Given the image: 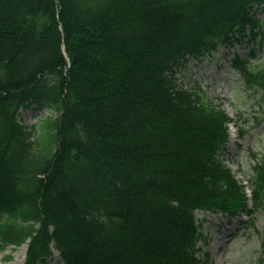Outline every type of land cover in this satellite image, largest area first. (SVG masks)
<instances>
[{
  "label": "trees",
  "instance_id": "obj_1",
  "mask_svg": "<svg viewBox=\"0 0 264 264\" xmlns=\"http://www.w3.org/2000/svg\"><path fill=\"white\" fill-rule=\"evenodd\" d=\"M256 4L0 0V252L28 244L23 264H46L52 248L65 264H206L195 212L264 207V155L251 154L250 208L220 159L229 117L173 72L247 30L263 36ZM233 66L264 91V69ZM34 104L56 115L36 137L19 121Z\"/></svg>",
  "mask_w": 264,
  "mask_h": 264
},
{
  "label": "rangeland",
  "instance_id": "obj_2",
  "mask_svg": "<svg viewBox=\"0 0 264 264\" xmlns=\"http://www.w3.org/2000/svg\"><path fill=\"white\" fill-rule=\"evenodd\" d=\"M260 38L253 41L256 57L250 59L252 67L264 69V40L259 49ZM252 45L242 39L231 47H220L217 52L204 55L200 60L188 58L176 68L174 78L186 90L200 88L205 98L224 110L233 122L229 126L227 147L220 155L222 163L231 168L233 174L250 189V174L254 164L251 153L264 155V92L243 86L232 61L235 55L249 58ZM254 52V53H255ZM55 118L48 109L34 105L24 108L19 121L32 130L34 137L43 134L46 117ZM245 136L240 138L238 128ZM250 204V203H249ZM201 222L204 241L199 243L201 251L208 254L207 264H264V207L250 216L226 217L221 213L196 212ZM28 245L9 246L0 252V264H23ZM53 256L46 264H63L59 253L53 249Z\"/></svg>",
  "mask_w": 264,
  "mask_h": 264
}]
</instances>
